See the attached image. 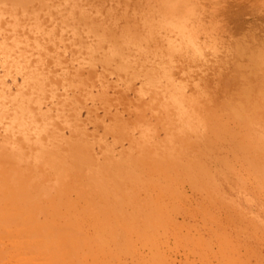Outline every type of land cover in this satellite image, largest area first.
Segmentation results:
<instances>
[{
  "label": "rangeland",
  "instance_id": "rangeland-1",
  "mask_svg": "<svg viewBox=\"0 0 264 264\" xmlns=\"http://www.w3.org/2000/svg\"><path fill=\"white\" fill-rule=\"evenodd\" d=\"M263 49L264 0H0V264H264Z\"/></svg>",
  "mask_w": 264,
  "mask_h": 264
},
{
  "label": "bare ground",
  "instance_id": "bare-ground-1",
  "mask_svg": "<svg viewBox=\"0 0 264 264\" xmlns=\"http://www.w3.org/2000/svg\"><path fill=\"white\" fill-rule=\"evenodd\" d=\"M261 41H262V40H261ZM263 50H264V49H263ZM258 51H259V50H258ZM257 53H258V52H257ZM263 54H264V53H263ZM254 56H255V55H254ZM260 56H261V55H260ZM262 56H264V55H262ZM257 57H258V56H257ZM257 57H255V58H257ZM262 58H263V57H262ZM262 58H260L261 61H262ZM252 59H253V58H252ZM263 59H264V58H263ZM256 60H257V59H256ZM253 61H254V60H253ZM263 61H264V60H263ZM257 62L260 63V62H259V59H258ZM242 63H243V62H242ZM245 63H246V62H245ZM254 63H255V62H254ZM258 63H257V64H258ZM261 64H262V63H261ZM255 65H256V64H255ZM261 66H262V65H261ZM263 71H264V70H263ZM263 77H264V76H263ZM250 80H251V79H250ZM261 80H262V79H261ZM261 80H259V81H261ZM261 83H262V82H261ZM250 93H251V92H250ZM248 94H249V93H248ZM260 102H261V101H260ZM228 106H229V105H228ZM235 106H236V105H235ZM261 106H262V105H261ZM246 109H247V108H246ZM246 111H247V110H246ZM243 114H244V113H243ZM247 115H248V114H247ZM229 116H230V115H229ZM245 116H246V115H245ZM230 117H231V116H230ZM233 117H234V116H233ZM247 117H248V116H247ZM246 119H247V118H246ZM232 120H233V119H232ZM253 120H254V119H253ZM248 121H249V120H248ZM253 122H254V121H253ZM245 123H246V122H245ZM226 124H227V123H226ZM251 124H252V123H251ZM263 145H264V144H263ZM262 156H263V155H262ZM262 159H263V157H262ZM263 160H264V159H263ZM68 230H69V229H68ZM8 232H9V231H8ZM3 238H4V237H3ZM5 238H6V237H5ZM4 240H5V239H4ZM13 240H14V239H13ZM13 240H12V242H13ZM2 241H3V239H2ZM2 241H1V242H2ZM1 242H0V243H1ZM28 242H29V241H28ZM2 243H3V242H2ZM8 243H9V242H8ZM23 243H24V242H23ZM10 244H11V243H10ZM19 244H20V243H19ZM2 246H3V245H2ZM0 249H1V248H0ZM39 249H40V248H39ZM18 250H19V249H18ZM30 250H31V249H30ZM3 252H4V250H3ZM3 252H2V253H3ZM19 252H20V251H19ZM26 252H27V251H26ZM16 254H18V252H17ZM25 254H26V253H25ZM22 255H23V254H22ZM22 255H21V256H22ZM32 255H33V254H32ZM16 256H17V255H16ZM41 256H42V255H41ZM17 257H18V256H17ZM19 257H20V256H19ZM33 257H34V256H33ZM23 258H25V257H23ZM47 258H48V257H47Z\"/></svg>",
  "mask_w": 264,
  "mask_h": 264
}]
</instances>
